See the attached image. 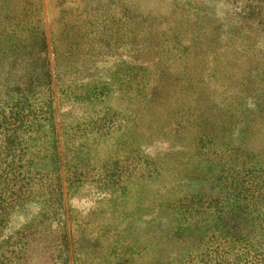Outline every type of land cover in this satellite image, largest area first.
<instances>
[{
    "label": "rangeland",
    "instance_id": "1",
    "mask_svg": "<svg viewBox=\"0 0 264 264\" xmlns=\"http://www.w3.org/2000/svg\"><path fill=\"white\" fill-rule=\"evenodd\" d=\"M215 35L212 15L167 0H0V112L36 113L0 126V153L18 128L11 154L27 156L0 169V264H204L228 248L217 194L264 167V54ZM153 114L173 134L149 139Z\"/></svg>",
    "mask_w": 264,
    "mask_h": 264
},
{
    "label": "trees",
    "instance_id": "2",
    "mask_svg": "<svg viewBox=\"0 0 264 264\" xmlns=\"http://www.w3.org/2000/svg\"><path fill=\"white\" fill-rule=\"evenodd\" d=\"M228 1L231 3L244 4L249 9V11L256 16V19L261 22V25H264V18L261 17L260 13L255 9L252 3H247L246 0H243L241 2H233L231 0ZM242 27L243 30H248V32L251 33L250 25H248V23H245ZM215 37H217V35H215ZM92 43L89 42V44ZM84 45L87 46L88 44L86 43ZM95 66H91L89 72H96L98 74L99 71ZM8 111L9 113H7L3 109L0 112L1 128L3 126L14 127L19 122H21L20 124L24 125L25 121H28V119L30 118V115L36 116V113L26 116L24 113H21L17 110V106H11ZM189 113L187 114V121H189L190 119ZM157 116L160 117L161 115L157 114ZM154 117L155 114L152 115V122L148 126V129L146 131L147 134L149 132V135L147 136L149 137V139L150 136L158 138L160 136L163 137V135L173 134L172 129L166 128L164 126H159V123L156 120L158 118ZM219 118H223V116L220 115ZM206 125L210 126L212 125V123H209V121L207 120ZM200 128H206L205 124L200 125ZM167 129L168 131H166ZM206 129L215 130V128ZM18 131V128H15L14 130H12V135H8L6 137L4 136L3 140L5 141L3 143L4 146H2V149L4 150L3 153H0V169L2 168V164H8L9 168L11 166L14 167V173L17 172L18 168L20 170L24 169L23 166L22 168H20L17 165L27 157L24 156L23 158V156H14L13 154H11L13 145L16 144L18 139V143H20L21 141L20 137L15 140L17 134L19 133ZM10 132L11 131H7L4 133H6L7 135V133ZM214 133H217L216 130ZM1 135H3V132H0V136ZM12 138H14L13 141ZM3 156H5V158H3ZM28 161H31V163L34 164L32 159ZM57 162H59V160L55 158L52 161H46L44 165L47 164L46 167L56 168L58 165ZM243 168H245V166ZM9 171L12 174V170L9 169ZM27 174L29 175V173ZM14 175H16V173ZM28 175L26 177H23V182L28 180ZM240 175L241 177L235 178L233 182L229 183L228 186H223L220 189V193L217 194V200L224 208L225 217L222 216V218H226V223L221 222L220 224H216V228L219 229L220 226H225V228L230 231L231 234H227L229 235V238L227 240L228 248L223 251H221L220 249L212 251L205 247L206 251L198 254L202 258L200 260L201 263L212 264L213 260H218L219 262H216L214 264H264V167L259 168V170H242ZM21 176L25 175L21 174ZM16 179H18V176L16 177ZM12 181L13 180L8 181V184L10 185ZM6 190H8V188L1 190V192H5ZM199 193L202 194L203 192ZM7 205L8 204H6V206ZM14 207L15 205H10L9 207L4 208L3 216L5 218H8L10 212L14 209ZM168 207L171 206L166 207L162 205L161 209H168ZM20 212L17 211L16 214ZM236 213L239 215V218H237ZM12 224L13 222L11 221L10 223L8 222V224H4V226L2 225L3 227L0 228V232L5 235V231L13 229ZM181 228L182 227L179 226V229ZM189 229L192 228L188 226L185 228V231ZM8 238L12 237L9 235ZM3 239H5V236ZM1 240L2 238L0 236V242ZM214 255L217 256L215 257ZM4 261L10 262V258L6 257L4 258ZM184 261L188 260L184 259L179 264H183Z\"/></svg>",
    "mask_w": 264,
    "mask_h": 264
},
{
    "label": "crops",
    "instance_id": "3",
    "mask_svg": "<svg viewBox=\"0 0 264 264\" xmlns=\"http://www.w3.org/2000/svg\"><path fill=\"white\" fill-rule=\"evenodd\" d=\"M70 2L73 1L70 0ZM167 2L173 5H197L202 12L212 15L217 39L224 42L227 49L232 51L250 48V50L264 54V31H262L264 25H261V22L244 4L231 3L228 0H167ZM245 23L250 25L251 34L249 35L253 36L252 42L248 44L238 41V38L245 37L242 27ZM50 240L57 241L52 236L44 241Z\"/></svg>",
    "mask_w": 264,
    "mask_h": 264
},
{
    "label": "water",
    "instance_id": "4",
    "mask_svg": "<svg viewBox=\"0 0 264 264\" xmlns=\"http://www.w3.org/2000/svg\"><path fill=\"white\" fill-rule=\"evenodd\" d=\"M71 1L75 2L76 0H71Z\"/></svg>",
    "mask_w": 264,
    "mask_h": 264
}]
</instances>
